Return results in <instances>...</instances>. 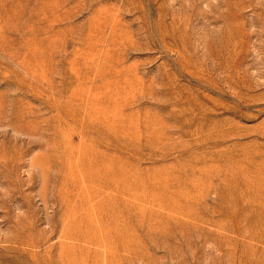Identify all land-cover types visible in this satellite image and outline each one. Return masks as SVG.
<instances>
[{
	"label": "rangeland",
	"instance_id": "rangeland-1",
	"mask_svg": "<svg viewBox=\"0 0 264 264\" xmlns=\"http://www.w3.org/2000/svg\"><path fill=\"white\" fill-rule=\"evenodd\" d=\"M0 264H264V0H0Z\"/></svg>",
	"mask_w": 264,
	"mask_h": 264
}]
</instances>
